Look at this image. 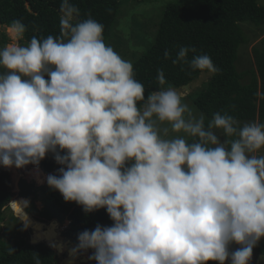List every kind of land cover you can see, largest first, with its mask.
<instances>
[{
    "label": "clouds",
    "instance_id": "clouds-1",
    "mask_svg": "<svg viewBox=\"0 0 264 264\" xmlns=\"http://www.w3.org/2000/svg\"><path fill=\"white\" fill-rule=\"evenodd\" d=\"M79 11L62 0L60 38L21 43L26 26L13 22L0 48V165L37 167L51 152L62 167L47 184L85 213L106 209L112 225L82 231L73 255L91 249L96 264H251L264 239V123L241 127L217 112L206 127L183 92L163 87L160 69L162 87L145 98L104 26ZM189 52L181 47L173 64L218 71L207 54L189 60ZM7 207L27 229L30 201Z\"/></svg>",
    "mask_w": 264,
    "mask_h": 264
},
{
    "label": "trees",
    "instance_id": "trees-1",
    "mask_svg": "<svg viewBox=\"0 0 264 264\" xmlns=\"http://www.w3.org/2000/svg\"><path fill=\"white\" fill-rule=\"evenodd\" d=\"M61 3L62 0H0V25L11 29L13 22L21 21L26 26L21 43L30 41L33 36L38 39L49 35L60 38ZM70 3L80 10L79 20L91 17L104 26L103 37L107 44L124 0H70ZM243 23H251L264 31V6L259 5L257 0L169 2L158 23L152 45L132 63L135 79L145 87V98L150 91L162 87L158 83V69L163 70L165 75L166 84L163 87L179 88L199 78L202 74L199 70L172 62L181 47H194L196 52L188 53L189 60L195 55L207 54L218 69L190 93L207 118H214L219 112L222 115L227 113L237 121L264 123V48L255 47L253 50L256 66L249 71V80L244 79L245 75L236 67L239 49L248 41ZM8 43L9 37L3 34L0 48ZM165 51L170 53L168 58ZM2 71L6 70L0 68ZM207 124L208 121L206 127ZM60 167L62 165L50 152L36 168L47 174L59 175ZM12 171L15 178H23L22 173L15 175L14 166ZM18 187L19 192L14 196L10 171L0 165V222L5 220V212L10 209L7 207L9 200L30 198L29 212L34 213L39 221L50 223L40 228L34 244L17 232L4 242L0 238V264H35L37 254L41 264H60L58 252L69 255L65 260L69 264H75L78 260L87 261L89 258L84 257L82 252L71 254V250L77 246L61 235L58 223L53 220L60 223L68 220L64 235L78 245V236L82 231L93 230L97 224L112 222L106 209L85 213L83 206L74 201H65L59 190L48 184L37 186L34 182L21 179ZM41 187L48 189L41 194L43 207L37 208L35 199ZM50 245L55 246L58 252ZM10 248L16 250L11 255ZM259 251L264 255V245ZM208 264L219 262L209 261Z\"/></svg>",
    "mask_w": 264,
    "mask_h": 264
},
{
    "label": "rangeland",
    "instance_id": "rangeland-1",
    "mask_svg": "<svg viewBox=\"0 0 264 264\" xmlns=\"http://www.w3.org/2000/svg\"><path fill=\"white\" fill-rule=\"evenodd\" d=\"M172 1L175 0H124V3L121 6L118 16L112 27L111 34L107 40V45L113 47V49L123 59L133 63L152 45L157 33L158 23L162 17L165 6ZM257 2L259 5L264 6V0H257ZM242 28L248 41L239 49L236 67L240 73L245 75L244 79L249 80L251 77L249 71L254 69L256 66L253 50L255 47L260 49L264 48V31H262L261 27L251 23H243ZM10 30L11 29L7 26L0 25V40L3 39V34H7L10 42ZM190 93L184 96L183 102L188 104L194 116L198 118L201 114H203L205 117V123L207 121H211L213 118H207V116L197 107L194 96ZM238 122L239 126L242 127L243 124L252 121ZM214 131L221 138V140L226 139L222 130L214 129ZM172 135L184 134L172 133ZM261 154H264V149H261L257 153V155ZM6 169L10 171L14 196L19 192L18 182L21 179H25L28 182H34L37 186H45L47 185L46 177L47 175L51 174V172L47 174L46 172L36 168V166L30 164V167L24 171L14 167L15 175L22 173L23 176V178H15L12 173V167H6ZM47 189V187H41L39 190V196H37V199H35L37 208L43 207L41 194ZM30 207L26 209L30 221L29 227L27 229L24 228L23 223L17 220L11 209L6 210L5 220L0 222V238L2 242L9 238H13L15 235L14 232H17L28 239L30 243L34 244L40 232V228H43L45 224H49L50 222L39 221L34 213L29 212ZM112 223L113 221L111 223H103L101 225L110 226ZM68 224V220H65L63 223H58V229L62 236H65L64 233ZM44 230L46 229L44 228ZM73 244L78 246L74 242ZM263 245L264 239H261L258 246L253 249V258L251 264H264V255H262V253L259 251V248ZM237 247H239V245H233L232 250H235ZM79 252H82L84 257L89 258L92 255L93 250L81 249ZM62 255H66V253H63ZM227 264H230V261L227 262Z\"/></svg>",
    "mask_w": 264,
    "mask_h": 264
},
{
    "label": "water",
    "instance_id": "water-1",
    "mask_svg": "<svg viewBox=\"0 0 264 264\" xmlns=\"http://www.w3.org/2000/svg\"><path fill=\"white\" fill-rule=\"evenodd\" d=\"M211 75V73H207V72H204L202 73L199 78L191 83H187V84H184L183 86L179 87V88H176L178 91H181L184 93V96L188 95V93H190L193 89H195L196 87L200 86L204 81H206ZM33 165V164H32ZM36 166V165H34ZM30 167V164L25 166L24 168H19L20 170L24 171V170H27L28 168ZM55 222L58 223L57 220H53ZM52 221V222H53ZM67 240H69L70 242H72L71 238L68 237V236H64ZM73 243V242H72ZM48 244V243H47ZM49 245V244H48ZM50 246H53V245H50ZM57 252H58V249L53 246ZM59 256H60V264H69L70 262L66 263L65 260L68 259L69 255L66 253V255H62L61 253H59ZM75 264H96V261L94 260H91V259H88L87 261H82V260H78L77 262H75Z\"/></svg>",
    "mask_w": 264,
    "mask_h": 264
},
{
    "label": "bare ground",
    "instance_id": "bare-ground-1",
    "mask_svg": "<svg viewBox=\"0 0 264 264\" xmlns=\"http://www.w3.org/2000/svg\"><path fill=\"white\" fill-rule=\"evenodd\" d=\"M40 170V169H39ZM31 198H33V196H31ZM27 200H30V198L29 199H27ZM84 256V255H83Z\"/></svg>",
    "mask_w": 264,
    "mask_h": 264
}]
</instances>
